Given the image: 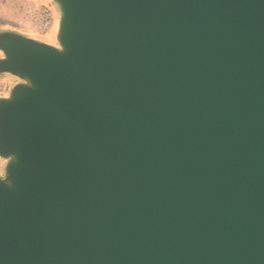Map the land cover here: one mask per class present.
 I'll return each mask as SVG.
<instances>
[{
    "label": "water",
    "instance_id": "1",
    "mask_svg": "<svg viewBox=\"0 0 264 264\" xmlns=\"http://www.w3.org/2000/svg\"><path fill=\"white\" fill-rule=\"evenodd\" d=\"M0 28V264H264V0H45Z\"/></svg>",
    "mask_w": 264,
    "mask_h": 264
},
{
    "label": "rangeland",
    "instance_id": "2",
    "mask_svg": "<svg viewBox=\"0 0 264 264\" xmlns=\"http://www.w3.org/2000/svg\"><path fill=\"white\" fill-rule=\"evenodd\" d=\"M46 17L50 23L47 28L42 29V21ZM56 18L57 13L53 15L51 6L45 0H0V28L46 36ZM15 82L16 80L10 76L0 77V96L7 95ZM3 168L4 161L0 160V174Z\"/></svg>",
    "mask_w": 264,
    "mask_h": 264
},
{
    "label": "bare ground",
    "instance_id": "3",
    "mask_svg": "<svg viewBox=\"0 0 264 264\" xmlns=\"http://www.w3.org/2000/svg\"><path fill=\"white\" fill-rule=\"evenodd\" d=\"M48 36H49V40H50V42L53 43L54 40H55V38H56V30H53V31L51 32V34L48 35Z\"/></svg>",
    "mask_w": 264,
    "mask_h": 264
},
{
    "label": "built area",
    "instance_id": "4",
    "mask_svg": "<svg viewBox=\"0 0 264 264\" xmlns=\"http://www.w3.org/2000/svg\"><path fill=\"white\" fill-rule=\"evenodd\" d=\"M49 21H48V19H47V17L42 21V29L43 28H47V26L49 25Z\"/></svg>",
    "mask_w": 264,
    "mask_h": 264
},
{
    "label": "crops",
    "instance_id": "5",
    "mask_svg": "<svg viewBox=\"0 0 264 264\" xmlns=\"http://www.w3.org/2000/svg\"><path fill=\"white\" fill-rule=\"evenodd\" d=\"M28 33V32H27ZM28 34H30V33H28Z\"/></svg>",
    "mask_w": 264,
    "mask_h": 264
}]
</instances>
